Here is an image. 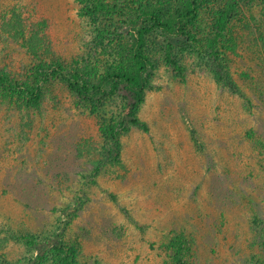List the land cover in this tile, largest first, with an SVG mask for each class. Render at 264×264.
I'll return each instance as SVG.
<instances>
[{
  "label": "rangeland",
  "instance_id": "rangeland-1",
  "mask_svg": "<svg viewBox=\"0 0 264 264\" xmlns=\"http://www.w3.org/2000/svg\"><path fill=\"white\" fill-rule=\"evenodd\" d=\"M0 0V70L32 83L38 61H59L89 84L130 63L132 21L183 0ZM229 0H203L192 46L171 39L181 72L153 31L144 50L151 86L112 149L124 91L81 101L53 79L36 101L0 88V264H172L180 236L190 264H264V0H240L219 46L238 92L209 69L205 41ZM13 24H18L13 28ZM22 33V34H21ZM35 246H29L26 239ZM171 256V257H169Z\"/></svg>",
  "mask_w": 264,
  "mask_h": 264
},
{
  "label": "trees",
  "instance_id": "trees-1",
  "mask_svg": "<svg viewBox=\"0 0 264 264\" xmlns=\"http://www.w3.org/2000/svg\"><path fill=\"white\" fill-rule=\"evenodd\" d=\"M85 15L104 16L112 10V6L102 0H87ZM203 0H183L182 6L172 15L166 18H159L154 11L140 9L132 21V55L130 63L121 69H113L101 77L94 84H89L82 77L79 71L67 70L65 64L59 61L45 62L38 61L31 68L32 83L17 82V80L0 70V88H5L7 93L16 91L24 95L30 101H36L43 85L48 84L53 79L61 80L68 90L81 101L91 100L94 97H101L103 100L117 92L124 91L127 100L124 109V118L119 119L110 127L108 133L112 141V149L118 150L119 135L125 132L129 126L147 131V125L138 117V110L144 101L145 92L151 86L152 62L144 50L145 38L153 31L158 32L166 40L164 47V59L166 63L181 72V66L173 55V43L171 39H182L192 46L194 38L190 27L198 18L200 5ZM240 0H229L218 16L212 22V34L205 41V55L209 69L216 81L222 86L228 87L233 92L239 89L236 83L230 78L222 67L221 46L222 39L227 35V27L231 17L236 11ZM18 24H13L17 28ZM22 34V33H21ZM195 39V38H194ZM193 39V40H194ZM193 47V46H192ZM29 246H35L32 239H26ZM184 246V238L180 236L179 241H171L169 253L172 264H190L187 260L180 259L183 255H188V249ZM56 257L59 264H78L74 253H69L61 241L54 245ZM43 253L39 254L28 264H43Z\"/></svg>",
  "mask_w": 264,
  "mask_h": 264
}]
</instances>
